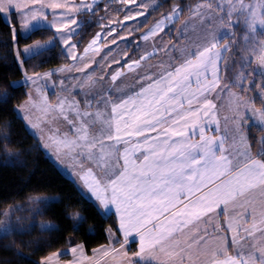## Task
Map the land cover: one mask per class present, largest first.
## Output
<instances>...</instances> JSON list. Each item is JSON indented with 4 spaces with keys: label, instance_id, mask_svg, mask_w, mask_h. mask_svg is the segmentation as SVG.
<instances>
[{
    "label": "snow or ice",
    "instance_id": "1",
    "mask_svg": "<svg viewBox=\"0 0 264 264\" xmlns=\"http://www.w3.org/2000/svg\"><path fill=\"white\" fill-rule=\"evenodd\" d=\"M35 2L41 4L40 9L23 11L22 0H0V14L19 13L21 26L27 28L29 20L38 24L40 19H47L44 7L65 8L64 15L68 18L56 27V32L62 34L70 59L83 62L77 71L83 72L90 67L84 62L85 58L90 50L99 51L96 46L101 36L98 33L84 49V56H78L76 45L70 41L74 34H79L78 29L85 22H78L71 13L83 11L95 15L93 4L96 0L93 4L82 2L71 7L68 0L63 4L56 0L46 5L41 0ZM121 3L134 4L136 0H121ZM213 4L217 6L215 9ZM149 6L148 3L138 4L141 11L132 15L129 9L125 19L144 16ZM181 11L178 6H173L172 12L149 29L143 40L148 41L164 31L169 22H178ZM190 11V21L180 30L182 36L192 26V21L198 20L206 27V23L212 24L218 19L227 29L242 20L246 30L242 38L245 45H255L251 50L245 47L242 51L249 52L264 68V0H206ZM217 13L223 15L217 16ZM234 16L236 20H233ZM73 25L76 27H71ZM10 27L14 37L15 26L10 24ZM114 31L111 29L108 34ZM223 39L224 35L218 37L207 32L205 42L194 45L191 50L188 46L176 48L173 45V50L179 52L178 59L171 58L167 67L161 65L159 73L145 72L138 80V90L129 93L122 88L109 89L110 93H120L115 100L112 95L94 97L95 103L102 105L94 112L89 110L92 103L87 99L84 110L76 101L61 99L53 107L44 100V111L58 112L72 125L75 138H69L67 134L59 137L56 129L43 147L53 144L57 151L75 152L82 158L79 179L103 210L114 207L123 234L120 249L129 243L130 236L138 237L139 251L134 256L143 264H196L197 261L201 264H264V138L258 141L259 148L253 154L252 145L241 130L240 103L236 105L233 120L234 134L225 131L220 135V121L213 112L216 105L209 98L220 87V65L224 54L231 51L228 44L221 48ZM45 50L46 45L39 43L23 49L25 53L32 52L33 57L42 55ZM166 50L162 47L158 51ZM155 55L156 52H150L139 61H132L128 64L129 71H135L141 67V61ZM260 74L264 76V71ZM121 75L116 72L111 80L115 82ZM26 79L36 83L32 77ZM245 79L241 73L236 85ZM95 83L92 74H88L84 84L94 86ZM8 98L9 93L5 92L0 96V102L7 103ZM246 107L264 125V112L250 105ZM69 113L74 119H69ZM23 119L32 129L39 127L27 115ZM97 125L99 131L95 132ZM209 131L214 134L208 135ZM9 156L10 159L18 158L11 153ZM85 161L89 162L86 168ZM35 199L45 206L58 202ZM37 214L42 211L37 210ZM212 214L228 218L230 236H225L212 224ZM201 224L205 226L200 227ZM210 224L211 232L207 227ZM33 227L35 225L21 226L9 218L0 227V240L29 234ZM39 228L42 232L56 230L55 226L46 224H40ZM213 232L220 234L213 235ZM14 246L13 241L4 248ZM71 252L75 254L77 249L72 248ZM111 253L122 258L127 256V252L115 248L105 249L103 255L107 257Z\"/></svg>",
    "mask_w": 264,
    "mask_h": 264
},
{
    "label": "trees",
    "instance_id": "2",
    "mask_svg": "<svg viewBox=\"0 0 264 264\" xmlns=\"http://www.w3.org/2000/svg\"><path fill=\"white\" fill-rule=\"evenodd\" d=\"M204 2L206 0H158L157 7L147 12L145 23L132 35L137 38L149 25L171 13L173 6H178L182 10L180 18L167 32V38L173 42L179 23L192 13L190 9ZM124 7L126 4L121 3V0H102L93 7L95 15L81 13L79 21H84V26L72 38L77 54H82L95 36L107 29L101 27L106 20L105 16ZM10 24L15 26V32L18 33L19 22L16 15H12L9 23L0 14V92L9 93L7 103L0 102V227L4 219L2 214L6 211H11V220L18 221L21 226L35 227L29 234L0 240V264H42L41 261L48 255L76 244H83L90 253L107 244V231L116 227L113 215H102L97 206L80 192L77 185L45 153L39 140L28 130L16 111L28 98L29 87L22 83L24 75L56 70L71 64L72 60L58 41L54 30L38 28L27 36L14 34L13 37ZM245 31L241 21L236 24L234 34L223 40V43L231 45V51L226 53L223 61L224 69L228 64V74L223 77L225 80L231 78L240 60H243L242 50L245 45L242 38ZM47 41H53V45L46 48L42 55L22 57L23 63L20 65L17 50L35 42ZM230 64L233 66H229ZM229 67L231 69L228 70ZM244 73L246 82H250L249 90L256 105L260 107L258 92L264 90V76L254 70L251 74ZM12 85L15 87H11ZM76 95L81 96L80 93ZM4 123L8 126L4 127ZM261 133L256 128L250 129L254 153L258 150ZM10 153L18 158L10 159ZM50 197L58 202L45 206L35 199L47 200ZM37 210L42 211V214L38 215ZM40 224L53 225L56 230L42 232ZM13 241L15 246L12 249L4 248V245Z\"/></svg>",
    "mask_w": 264,
    "mask_h": 264
},
{
    "label": "crops",
    "instance_id": "3",
    "mask_svg": "<svg viewBox=\"0 0 264 264\" xmlns=\"http://www.w3.org/2000/svg\"><path fill=\"white\" fill-rule=\"evenodd\" d=\"M101 1L102 0H96V3L93 4V0H68V3H69L70 7L72 4L79 5L82 2L87 3V4H93V7H94L96 4H98ZM145 1H147V0H139V2H141V3L145 2ZM51 2H53V0H41V3L44 5L51 3ZM56 2L63 4L65 2V0H56ZM246 2H250V0H246ZM22 3L24 5L22 7L23 11H27L28 9H40L41 8V4L36 3L35 0H22ZM157 5H158V2H156L155 7H157ZM66 11L67 10L63 7L55 8V9L44 7L43 12L46 15L47 19L46 20L40 19L38 24L36 22L31 21V20H29L28 23L30 26L35 25L32 28H37V29L38 28H48V29H52L56 32V27L61 26L62 22L68 18L67 16L64 15V13ZM81 13H84V12L81 11L79 14L73 12V13H71V15L75 16V18L79 22V15ZM117 14L122 16L123 13L117 12ZM12 15L13 14H11V13H9L8 15L2 14L4 20L6 22H9V23L12 20ZM15 15H16L18 22L22 23V18L20 17L19 13H16ZM191 16H192V14L190 15V17ZM217 16H219V14H217ZM190 17L182 20L179 23V25L176 29V32H175V37H176V35H179L180 40L182 42L185 41L184 43L180 42V44L177 46L174 44V43H176L177 39H175V41L171 42L167 38V32H168V29L170 28V26L165 27L164 31L159 32L155 37H150V39L148 41H145V40H143L142 37L144 36V34L148 33L149 29L152 28V27H150L146 31H144V33H141L140 37H137V39L139 38L138 42H137V48H135L134 50L127 49L126 51H124V49L122 50V48H121L120 50L111 51V52H114L115 54L118 55V57L114 63H108V64H104V65L98 64L97 66H95V64L93 62H90V63H88V64H90V67L86 68L83 72L76 71V75L74 77L75 81L73 83H71L73 89L72 90L67 89V88H69L67 86L64 89V91H62L63 93H61V94H64L62 96H60V95L57 97H56V95L51 96L55 93L54 90L52 92V86L56 87V85L59 83L60 80H62V81L64 80L65 75H63V74H67V72L69 71L68 69H70V67L74 66L73 62L69 66H61L56 70H51V71H47V72L38 74L39 76L46 75V74L49 75L51 77V79H50L51 84H47L46 81H44V80H42V82L39 84L37 82V84L34 85L35 89H33V90L37 89V94L33 95L32 97H34L36 100H40L38 102L41 104H43L44 100L46 99L47 102L54 107V104L56 105L59 102V100H61V99H65L68 102L76 101L74 96L77 93H80L81 94V96H80L81 100L77 99L78 101H81V104H79L80 109L81 110L85 109V100L87 99L89 102L92 103V108L89 110L94 112L97 109V107H102V105H98L95 103V100L93 99L94 97L96 99H99V96H101V95H112V98L115 100L120 95V93L115 92V91L110 93L108 91L109 89L115 90V89L122 88L125 90V92H129V93L132 91L138 90L140 87L138 80L140 79V77H142L144 75L145 72L159 73L162 70L161 65H163L165 67L170 65L171 62L165 61L162 63H157V61H159L160 59H166L165 56H167L168 58H171L173 56V52L177 53L176 54V56H177L179 54V52L173 50V45H175L176 48H179L180 45H182L180 48H182L184 46H188V48L190 49L194 45L201 44V43L205 42L204 38H199L197 41H195V43H192L190 41L191 32H195L198 29L197 31H199L205 37V35H206L205 32H207L206 30L203 29V28H205L209 32L214 33L218 37L221 35H224L223 40H225L226 38H230L234 34V29H235L236 24H233L231 27L225 29L224 26L221 25L219 23V20L217 19V21L212 23V24L206 23V27L201 26L198 20L192 21V26H190V28L187 30L185 35L182 36L180 30L184 27L186 22L190 21ZM53 25H55V26H53ZM71 27L75 28L76 26L73 25ZM193 28H194V30H193ZM216 28H218L219 30H223V31H221V32L217 31V32H219V34H216V32L214 31ZM224 31L227 32V34H225ZM104 33H105L104 30L99 32L101 37L103 36ZM60 35H62V34L56 32V37H57L59 42H60ZM73 36H72V38H73ZM96 36H95V38H96ZM89 44L87 45V47L89 46ZM224 44H228V43L227 42L222 43L221 48L224 46ZM244 45H245V43H244ZM102 46H104L103 43H102ZM160 47L161 48L164 47L167 50L166 51H158L159 49H161ZM245 47H246V45H245ZM98 49H100L99 46H98ZM139 49H141L142 51L140 50V53H138V52L136 53V50L138 51ZM123 52L126 55L137 54L138 56L140 54L147 55L150 52H156V55L162 54L163 57L160 59H157V60H153L152 58H150L151 60H153V62H151V60H149V59H147L148 61L147 60L142 61L141 67L136 68L135 71H129L128 64L131 63L132 61L131 62L128 61V63H124L123 62V60H124ZM96 53L101 54V53H103V51L99 50ZM77 55L78 56H84V52L82 54H77ZM225 55H226V53L224 54V57H225ZM158 56H160V55H158ZM243 60H240L239 65L235 69V72L233 71L231 78L226 79V80L223 78L224 77V68H223V62L221 63V65H220V87L215 89L210 94L209 98L212 99L213 103L216 105L215 109H213V112H215V114H216V119H218L220 121V133H219L220 135H223L225 133V131H227L230 135L234 134L233 130L235 128V125L233 123V120L236 117V105H237V103H240V105H241L240 115L243 117V119L241 120V130H242L243 134L247 137L249 142L251 143L250 129L256 128L262 132L260 135V138H259V140H260V139L264 138V125L260 124L258 117L253 115L250 108H247L246 106L250 105L252 108H255L256 110L264 112V90H259V92H258V96L261 100V106L259 107L258 105H256L255 98H254L253 94L251 93V91L249 90L250 82L249 83L246 82V79H245V81L243 83L239 84L238 86L236 85L235 81L241 73H243L244 77L246 76V74L244 72H246V68L248 65L247 64L244 65ZM251 63L252 62H250L248 64H251ZM229 66L232 67L233 65L230 64ZM231 67H229L228 70L231 69ZM91 68L92 69L99 68L98 70L100 71V74L98 76H95V74L91 73L93 76V80L96 81L94 86H92L90 84H84V81H85L86 76L88 74H85L82 77L83 73L89 71ZM262 71H264V70H262ZM116 72H121L122 75L115 82H113L111 80V76L114 75ZM25 76H23V79L25 78ZM39 76H37V77H39ZM55 78H58L59 80L55 81ZM60 78H62V79H60ZM23 79H22V81H23ZM77 83H78V86H74ZM25 85H27L29 87L28 98L26 99V101H27L32 94V89H30V88H32V86L27 84V83H25ZM81 85H84V86L81 87ZM47 87H49V88H47ZM49 89H51V91H49ZM48 92H50V95H48ZM50 117H51V115H49L48 118H50ZM53 117H55V119H53ZM225 118H227V120H225ZM69 119H74L72 113H69ZM23 121L25 122V125L28 128V130L39 140V143L42 146L43 150L50 157V159L57 165V167L70 180H72L77 185L80 192L87 199L91 200L97 206V208L99 209V211L101 212L102 215H104V216L113 215V217L115 219V224H116L115 229H109L107 231V240H108L107 244L93 249L90 253H88L86 251L83 244H76V245H73L67 249H63V250H60V251H57L55 253L48 255L46 258H44L41 261V263L42 264H143V262H141L138 257L134 256V253L139 251L138 237H136L135 234H133L132 236L129 237V243L127 245H125L124 249H120V245H121V243H123V234L120 231L119 216L116 214L114 207L108 211L103 210L99 206V202L96 201L93 196H91V193L88 192L87 188L84 187L82 181L79 179V176L81 174V169L79 167V164H80L82 158L79 157L77 155V153H75V152L66 154L65 150H60L62 158L56 156L54 151H55V149L57 150V147H55V145L51 144L50 149L44 148L43 143L41 142L40 135H38V133L36 131L34 133L31 130V127L28 125L27 120L23 119ZM45 125H47V122L43 123L44 127H45ZM50 125H52V126H50ZM50 125H48V126L51 129L53 127V131L56 129L59 130L58 131L59 137H63L65 134H67V136L69 138H75V132L72 128V125H70L66 120H64L59 115L58 112L52 111V118L50 121ZM214 127L215 126L213 125V128ZM62 130L64 131L65 134L62 132ZM53 131L52 132L50 131V133L53 134ZM94 131L95 132L99 131V125H97V127H96V129H94ZM213 134L214 133L212 131L208 132V135H213ZM227 146L228 145H226V147ZM258 148H259V144H258ZM252 152H253V150H252ZM52 153L54 155H52ZM65 154L68 156V158L63 156ZM253 154H255V153L253 152ZM73 156H75L76 158L73 159ZM56 158H59L60 160L58 161ZM84 163H85V168L89 166V162L85 161ZM217 211L220 212L221 210L218 209ZM230 213H231V209H230ZM212 215H213L212 224H214L217 228H219L220 232L223 233L225 236H230L231 233L227 229V219L228 218L224 217L222 214L221 215L212 214ZM204 226L205 225H203V224L200 225V227H204ZM207 227H208L209 231L211 232L212 231V225L211 224L207 225ZM219 234L220 233L213 232V235H219ZM213 242L215 243V241H213ZM80 246H82V248ZM229 246H230V241H229ZM72 248L77 249V252L75 254H72V252H71ZM112 248L118 249L122 252H127V256L122 258L121 256L117 255V253H111L109 256L105 257L103 255L104 250L105 249H112ZM230 254H234V253H230ZM81 256H83L85 258L81 259ZM202 259H204V258H202ZM185 264H187V262H185ZM196 264H201V261H197Z\"/></svg>",
    "mask_w": 264,
    "mask_h": 264
},
{
    "label": "rangeland",
    "instance_id": "4",
    "mask_svg": "<svg viewBox=\"0 0 264 264\" xmlns=\"http://www.w3.org/2000/svg\"><path fill=\"white\" fill-rule=\"evenodd\" d=\"M156 2H158V0L157 1L155 0V3H153L152 0H147L145 2H142V3H148L150 6H149V8L147 10H145V15L144 16H137L136 19H133V20H126L125 17H126L127 14H129V12H128L129 9H131V14L132 15H135L136 12L141 11V9H139L137 7V5L141 3V2H139V0H136V3H134V4H126V7H124L123 9H120V11H116V12H112V13L109 12L105 16L106 20L101 24V25H104V27L107 28V29L104 31L105 33L100 38V40L98 42V45H97V47L98 46L100 47L99 50H102L103 53L97 54L96 52H93V51L90 50L89 53H88V56L85 58V61L84 62H86V63L93 62L95 64V66H97L98 64H103L104 65V64H108V63H114L116 61L118 55L115 54L114 52H111V51H113V50H120L121 48H122V50L124 49V51H126L127 49L134 50L135 48H137V42H138V39L139 38L138 39L137 38H134L132 34L135 31H137L145 23V21L147 19V12H148V10L154 9V7L156 5ZM216 7L217 6L215 4V8ZM215 8H213V9H215ZM117 12H120V13L122 12L123 13L122 16L121 15H118ZM217 14L223 15V13H217ZM190 15L188 17H190ZM166 16H164V17H166ZM161 19H163V17ZM236 19H237V17L234 16L233 17V20H236ZM159 20H157L156 22H158ZM156 22H154L151 25H149L144 31H146L150 27H153ZM169 26L172 27L173 26V23L172 22H169L168 23V27ZM32 27H34V26H30L29 25L27 28H25V27H22L21 26V23H19V32L18 33L15 32V35L19 34L21 36H27L34 29H37V28H32ZM111 29H115V31L114 32H111V34H108ZM203 29L206 30L207 32H209L207 29H205V28H203ZM197 30L195 32H191L190 41L192 43H195V41H197L199 38H205ZM144 31H142L141 33H144ZM214 31L216 32V34H219V32H217V31H220L221 32L223 30H219L218 28H216ZM207 32H205V34ZM141 33L138 35V37L141 36ZM225 33L227 34V32H225ZM179 37H180L179 35H176V37H175V39H177V41L174 44L177 45V46L180 44V42H182ZM113 40H115V43H113ZM49 42H51V41H47V42H36V43L30 44V45H27V46L21 48L20 50H17V52L19 53V55H17V59H18L20 65H21V58L22 57H30V56H32V52L25 53L23 51L24 48H32V46L36 45L37 43L42 44V45H46V48H48V47H50V46L53 45V41L51 43H49ZM184 42H182V43H184ZM60 43H61L62 47L64 48V50L66 52V49H65V46H64V42L61 39V35H60ZM70 43L71 44H74V42H73L72 39H71ZM102 43H103L104 46H102ZM181 46L182 45H180L179 48ZM254 46L255 45L253 43H249L248 45H246V47L249 50H251ZM131 48H133V49H131ZM191 49H192V47L190 48V50ZM140 50L141 49H139L138 51L136 50V53L137 52L140 53ZM75 52H76V49H75ZM243 53L245 54L243 56V59H244L243 60V64L244 65L247 64L249 66V68H248V66L246 68V73L247 74H251L252 70H254V72H256L257 74H260L262 72V70H264V69L257 63L255 57L254 56H251L249 54V52H244L243 51ZM176 54L177 53L173 52V56L172 57L178 59L179 54L177 56H176ZM158 55H160V56H158ZM158 55H155V56L150 57V58H152L153 60H157V59H160V58L163 57L162 54H158ZM67 56L69 57L68 54H67ZM142 56H145V55L144 54H140L139 56L137 54H131V55L128 54V55H126L123 52V58H124L123 62L124 63H128V61H130V62L131 61H139ZM165 57H166V59H160L159 61H157V63H162V62H165V61L166 62H172V60H171L172 57L171 58H168L167 56H165ZM150 58H149V60H151ZM153 60H151V62H153ZM72 62L74 63V66L70 67V70L67 72V74H63V75H65L64 80H63V84H61V81L62 80H60L59 83L56 85V87H54V86L51 85L52 86V92H53V90L55 91V93L53 95H51V96L56 95V97H57L59 95L60 96L64 95V94H61V93H63L62 91H64V89L67 86L69 87L67 89H70V90L73 89L71 83H73L75 81L74 77L76 75L77 68H79L80 66H82V63L83 62L80 61V60H76V61H73L72 60L71 63ZM250 62H252V63L251 64H248ZM69 65H67V66H69ZM227 65L225 66V69H224L225 70L224 77H225V74L226 73L228 74V72H227ZM98 69L99 68H96V69H92L91 68L89 71L84 72L83 75H82V77L85 74H91V73L92 74H95V76H98L100 74V71ZM37 76H39V75L38 74L26 75L25 78L23 79V81H22L23 84L27 83V84H29V85L32 86V88H30V89H32V94H31L30 98L27 101L23 102V104H21L19 107H17V109H24L25 111L20 112V113L17 112V114L21 118H23L24 115H27L28 116V119H30L33 123H36V124L39 125L38 128H36V129H32L31 128V130L34 133L36 131L38 133V135H40L41 142L44 145L45 143H48V137L50 135H52V133H50V131L51 132L53 131V127L51 129L48 126V125H50V121H51V118H52V111L45 112L44 111V103L43 104L39 103L38 101H40V100H36L32 96L35 95V94H37V89L36 90H33V89H35V86L34 85L37 84V82H38V84L41 83L42 80L46 81L47 84H51L50 83L51 82L50 81L51 77L49 75H47V74L46 75H41L39 77H37ZM26 77H32L34 80H36V83L35 84L32 83V81L26 79ZM60 79H62V78H60ZM57 80H59V79L58 78H55V81H57ZM74 86H78V83L76 85H74ZM49 87H47V88H49ZM49 91H51V89H49ZM4 93L5 92H0V96H2ZM48 95H50V92H48ZM74 98H75V100L77 102H79L78 104H81V101H78L77 100V99L81 100V97L75 95ZM54 106H55V104H54ZM49 115H51L50 118H48ZM44 122H47V125H45V127L43 126V123ZM50 126H52V125H50ZM62 132L64 133L63 130H62ZM47 148L50 149L51 148V144H49V147H47ZM54 152H55V155L56 156L62 158L60 151H57L55 149ZM52 155H54V154L52 153ZM63 156L68 158V156L66 154L63 155ZM56 159L58 161L60 160L59 158H56ZM6 212L9 215L8 216H4L3 222H6L7 220H9V218L12 219V216H10L11 211H6ZM3 222H2V226H3Z\"/></svg>",
    "mask_w": 264,
    "mask_h": 264
}]
</instances>
